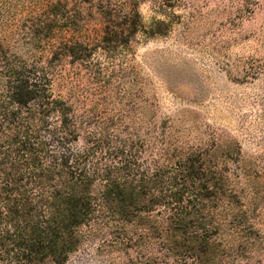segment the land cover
I'll use <instances>...</instances> for the list:
<instances>
[{"label": "trees", "instance_id": "trees-1", "mask_svg": "<svg viewBox=\"0 0 264 264\" xmlns=\"http://www.w3.org/2000/svg\"><path fill=\"white\" fill-rule=\"evenodd\" d=\"M81 1L90 8L79 15L100 29L92 42L65 44L62 55L74 62L93 47L128 53L136 34H160L143 27L140 0ZM161 1L173 7L174 0ZM19 66L0 96V264H68L86 241L100 240L122 254L156 249L159 257L145 264H234L245 257L240 248L253 245L252 228L235 189L240 167L229 169L231 150L155 139L163 146L151 152L150 171L142 163L150 131L123 139L99 119V132L86 133L73 105L53 97L50 67ZM81 134L79 149L73 143Z\"/></svg>", "mask_w": 264, "mask_h": 264}, {"label": "rangeland", "instance_id": "rangeland-1", "mask_svg": "<svg viewBox=\"0 0 264 264\" xmlns=\"http://www.w3.org/2000/svg\"><path fill=\"white\" fill-rule=\"evenodd\" d=\"M59 1H68L66 9L53 8ZM160 4L138 5L143 27L160 34H136L128 53L107 55L93 47L88 58L74 62L62 55L65 44L89 43L99 33L100 25L79 15L89 5L0 0V96L8 94L12 69L37 61L50 67L53 97L73 105L71 115L86 133L99 132V119L123 139L150 131L142 160L150 171L151 152L163 146L155 139L184 149L231 150L229 169L240 167L235 189L253 241L233 263L264 264V0H174L171 9ZM50 123L56 125L57 117ZM84 138L73 146L81 149ZM102 246L101 240L86 241L68 264H145L159 257L156 249L122 254Z\"/></svg>", "mask_w": 264, "mask_h": 264}]
</instances>
